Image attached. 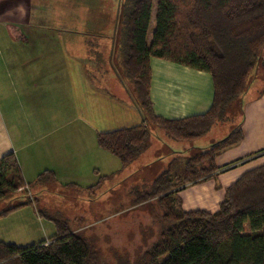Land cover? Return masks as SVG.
<instances>
[{
  "label": "crops",
  "instance_id": "obj_1",
  "mask_svg": "<svg viewBox=\"0 0 264 264\" xmlns=\"http://www.w3.org/2000/svg\"><path fill=\"white\" fill-rule=\"evenodd\" d=\"M86 1L0 0V158L13 152L26 184L49 171L54 185L94 193L129 167L122 168L113 154L100 148L97 135L140 126L142 117L124 83L122 93H116L101 86L95 74L91 76L107 65L114 75L106 71V77L116 86L119 76L113 61L123 0H88L91 6ZM157 1L152 0V19ZM146 42H151L149 33ZM149 67V96L155 116L179 120L209 110L213 101L209 73L155 57L149 59ZM263 83L264 49L241 98L242 119L237 127L243 139L217 157L221 169L215 176L178 189L183 210L215 212L225 189L247 171H237L238 167L264 165ZM174 148V157H186L198 149ZM242 149L243 153L237 152ZM147 150L133 162L140 161ZM34 208L24 205L0 221L17 212L29 215L32 221L35 216L40 219ZM23 228L22 236H45L41 241L56 233L55 227L52 230L47 225L37 235L27 225Z\"/></svg>",
  "mask_w": 264,
  "mask_h": 264
},
{
  "label": "trees",
  "instance_id": "obj_2",
  "mask_svg": "<svg viewBox=\"0 0 264 264\" xmlns=\"http://www.w3.org/2000/svg\"><path fill=\"white\" fill-rule=\"evenodd\" d=\"M152 0H123L118 15L117 54L130 79L126 94L138 109L140 126L100 133L97 144L117 157L122 168L148 147L150 124L164 128L177 141L196 140L224 118L248 90L264 49V0H158L150 32ZM151 33L148 45L146 38ZM155 57L209 73L213 101L202 115L166 120L154 115L149 96V59ZM239 127L205 149L175 156L150 187L135 192L133 206L157 202L160 221L167 224L157 241L129 258L115 252V264H264V165L245 171L225 189L215 212L185 211L178 189L206 181L221 169L216 160L239 143ZM54 181L52 172L26 184L13 152L0 158V201L32 185ZM26 193V192H25ZM0 210V219L35 198ZM54 224L55 235L18 246L0 241V264H99L94 244L70 230L67 221L38 211Z\"/></svg>",
  "mask_w": 264,
  "mask_h": 264
},
{
  "label": "rangeland",
  "instance_id": "obj_3",
  "mask_svg": "<svg viewBox=\"0 0 264 264\" xmlns=\"http://www.w3.org/2000/svg\"><path fill=\"white\" fill-rule=\"evenodd\" d=\"M87 4L91 6L90 1ZM154 19L155 17L150 24V32L154 28ZM35 23L38 24L39 20L36 19ZM118 44L116 42L117 47ZM117 57L118 54L113 61L114 71L120 79L115 78V87L112 86L110 77L109 80L106 77L107 65L99 68L91 76L95 74L94 77L100 80L101 86H106L107 89L116 93H122L121 83L130 86V79ZM110 72L113 74L112 69L108 71ZM258 75L263 77L260 71ZM241 119V101L239 100L228 108L224 118L216 122L208 133L192 141L174 140L164 128L151 123L148 150L140 157V161L133 162L114 179L102 184L94 193L77 190L72 186L59 187L54 185L48 177L45 184H34L25 191L33 199L35 198V206L33 204L29 206L35 207L41 213H46L47 216L67 221L72 232H78L89 239L100 255L99 264H115V252L132 258L150 248L157 241L161 231L167 227L166 223L159 220L162 210L157 202L133 206L134 193L149 188L152 181L166 170L169 162L175 159L172 154L175 146L181 148L196 146L198 149H205L239 126ZM243 150L237 152L243 153ZM115 159L119 161L117 157ZM252 166L253 164H248L238 167L237 171L248 170ZM25 192L0 201V210L13 206L17 202H26ZM28 219L31 225L30 222L26 224ZM25 225L29 227V231L32 228L36 235L37 231H41L42 226L47 225L54 229L52 221L43 216L40 219L35 216L32 221L29 215L17 212L12 218L0 221V241L28 246L37 244L45 238V236H22ZM50 242L51 239L43 244L48 245Z\"/></svg>",
  "mask_w": 264,
  "mask_h": 264
},
{
  "label": "built area",
  "instance_id": "obj_4",
  "mask_svg": "<svg viewBox=\"0 0 264 264\" xmlns=\"http://www.w3.org/2000/svg\"><path fill=\"white\" fill-rule=\"evenodd\" d=\"M26 189H27V187H26ZM31 196V195H30Z\"/></svg>",
  "mask_w": 264,
  "mask_h": 264
}]
</instances>
